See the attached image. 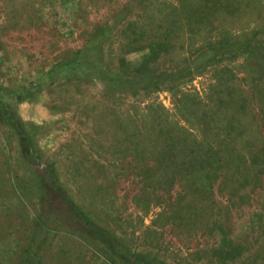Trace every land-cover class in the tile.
Segmentation results:
<instances>
[{"label":"rangeland","instance_id":"rangeland-1","mask_svg":"<svg viewBox=\"0 0 264 264\" xmlns=\"http://www.w3.org/2000/svg\"><path fill=\"white\" fill-rule=\"evenodd\" d=\"M238 1L194 27L184 12L198 0H0L2 262L23 256L43 213L41 264L59 252L61 264H264V167L169 185L134 173L151 164L136 153L152 149L147 125L161 108L191 152L192 137L216 142L214 121L234 117L240 143L264 150V0ZM54 178L113 243L80 235Z\"/></svg>","mask_w":264,"mask_h":264},{"label":"trees","instance_id":"trees-1","mask_svg":"<svg viewBox=\"0 0 264 264\" xmlns=\"http://www.w3.org/2000/svg\"><path fill=\"white\" fill-rule=\"evenodd\" d=\"M199 2H204L203 5L190 6L185 9V17L189 21L193 19L194 27L199 24H204L207 22L210 24V18L215 17L222 10L227 11L229 14L234 12L236 8L239 7L238 0H198ZM239 40H233L231 43H226V46H235L239 44ZM56 66V65H55ZM73 66V65H72ZM71 66V67H72ZM51 81H49L50 83ZM197 103V102H196ZM217 112L222 111L226 108L222 107L217 103ZM238 109L242 111L243 107L238 106ZM161 108L160 115L153 118L152 123L147 125V137L151 145V150L148 149V154H144V150L137 152V161L142 162L147 160L149 155L150 165H144L142 168H138L134 171L142 181L147 180L150 173L154 178L153 184H159L164 182V184H171L173 181H177L178 178L184 177V175L190 174L192 172L198 171H210L217 170L220 173H225L231 168L230 172H243V170L248 169L251 166L255 173H263L262 168L264 167V150L257 143L253 145L245 146L241 139L242 128L239 125V117L234 119H219V123L214 121L218 132L216 135L222 134V138L216 142H205L206 145H202L203 139L194 140L196 147L193 152L187 149V137L190 136L183 131V128L176 124V122H171L174 126L172 127L169 123L165 122V114ZM170 122V121H169ZM145 125V124H144ZM138 125L135 128V140H132L133 145L140 146L143 144L142 140L144 135L143 126ZM234 132V133H233ZM230 144L229 149L226 145ZM233 144V145H232ZM154 163V167H153ZM192 163L195 166H189ZM246 166V167H245ZM190 167V168H187ZM156 168V169H155ZM193 168V169H192ZM52 173V169H49ZM51 189L58 196L59 201L63 203L66 215L71 214V217H75L79 220V233L88 234V229L91 231L92 235L98 240L114 242L104 230L97 228L90 224L91 220L88 218L77 206L73 204L72 201L67 196V192L62 188V186L55 180V178L50 183ZM68 216V217H69ZM34 217V216H33ZM48 220V214L43 213L35 215L31 219L30 224V235L28 236L27 246L24 248L23 256L15 264H41L39 253H41V248L49 247L47 243L50 238H47V234L52 230L51 227L47 226L45 223ZM61 220V219H60ZM59 220L56 221L58 223ZM53 227L54 224H53ZM56 228V227H55ZM41 237L38 238L37 236ZM53 235V234H52ZM37 244L34 245V243ZM116 243H114L113 251H116ZM37 248V249H36ZM49 249V248H48ZM47 252L46 249H43ZM124 249L121 248L118 251L121 253ZM62 253L59 252L55 261H47V264H61V262L67 260L66 257H62ZM135 253L126 254V258L131 262L135 258ZM136 260V259H135ZM1 261V258H0ZM138 263H142L143 260H136ZM135 261V262H136ZM134 262V263H135ZM7 262H0V264H6ZM133 264V263H130ZM145 264H148L146 262Z\"/></svg>","mask_w":264,"mask_h":264}]
</instances>
